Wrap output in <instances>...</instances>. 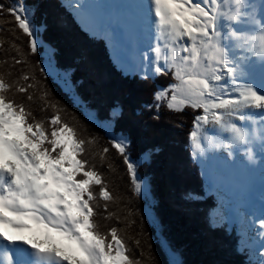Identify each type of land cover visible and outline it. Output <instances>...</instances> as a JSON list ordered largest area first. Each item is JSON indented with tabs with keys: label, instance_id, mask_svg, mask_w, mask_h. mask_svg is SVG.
<instances>
[{
	"label": "snow or ice",
	"instance_id": "1",
	"mask_svg": "<svg viewBox=\"0 0 264 264\" xmlns=\"http://www.w3.org/2000/svg\"><path fill=\"white\" fill-rule=\"evenodd\" d=\"M51 7L56 11L50 22L44 19L38 26L39 2L0 3V24L12 25L0 60V264H151V254L143 249V262L126 254L131 251L127 241L140 249L143 220L135 236L123 234L137 223L135 199H148L139 165L163 155L155 145L136 160L130 147L155 125L135 120L126 132L110 131L123 118L116 102L98 121L110 137L105 145L98 136L81 135L77 125L61 118L64 109L40 82L47 70L30 59L42 44L38 33L73 20L86 37L102 34L119 46L115 63L123 78L169 76L134 115L159 121L162 109L193 110L187 141L201 175L214 186L225 174L252 176L258 170L264 178V0H146L135 6L145 10L139 39L128 38L127 25L103 17V5L55 0ZM4 43L0 40V48ZM50 51L54 57L56 49ZM33 105L42 114L50 109L51 115L37 117ZM110 148L124 166L127 195H111L109 180L99 170L117 171ZM182 198L194 203L202 194L186 191ZM121 200L126 201L124 216L109 211V202ZM255 212L238 215L246 220L247 239L259 237L255 264H264V197L259 216ZM145 216L155 223L148 205ZM113 219L116 223H108ZM230 220L229 213L213 211L206 224L212 230ZM166 264L183 262L173 253Z\"/></svg>",
	"mask_w": 264,
	"mask_h": 264
},
{
	"label": "trees",
	"instance_id": "2",
	"mask_svg": "<svg viewBox=\"0 0 264 264\" xmlns=\"http://www.w3.org/2000/svg\"><path fill=\"white\" fill-rule=\"evenodd\" d=\"M11 2L0 0L4 5ZM34 2L41 5L35 18L37 25L44 19L50 22L56 11L51 7L55 0H28V3ZM3 19L12 18L5 16ZM11 27V23L0 24V40L5 41L0 48V60L4 59L3 49L8 47L7 41L11 40V33L7 31ZM38 38L42 40L41 47L38 54H30V59L47 70L40 82L64 109L60 112L61 118L77 125L81 135L98 136L100 145H105L110 137L105 135L98 121L103 117L105 107L116 102L123 107V118L110 127V131L119 134L123 129L126 132L135 120L155 125L149 128L147 135L138 136L130 147V154L136 160L155 145L161 148L163 155L156 153L152 161H145L138 167V174L148 190V199H135L133 211L137 223L123 235L135 236L139 233L142 220L144 235L139 237L140 249L127 241L131 251L126 254L143 262L144 258L140 257V250L143 249L146 255L151 254V264H166L173 253L183 264H247L249 260L255 264L250 248L241 247L244 245L241 244L242 234L236 230L230 231L228 223L212 230L206 224L209 213L216 212L218 199L206 195L202 169L193 160L187 141L193 110L173 113L162 109L159 121H152L147 115H134L141 103L151 101L155 85L166 86L170 77L159 76L155 81L123 78L106 41L86 37L78 22L73 20L58 27H49L47 31L38 33ZM52 48L56 49L54 57L50 51ZM78 55L84 57L83 62L76 60ZM15 67L19 69L21 66ZM33 111L37 117L51 115L50 109L40 113L37 105H33ZM93 117L96 119L93 120ZM177 123L182 126L177 127ZM108 155L118 167L114 173H109L106 166L99 169L109 180L107 190L113 196L127 195L128 178L124 166L111 148ZM186 191L201 193L202 198L194 203H186L182 198V193ZM99 202L101 205L104 203L103 200ZM125 204L124 200L109 202V211L124 216ZM146 205L150 206V212L155 217V223L151 225L145 216ZM100 223L104 221L100 220ZM108 223L114 224L116 221L113 219Z\"/></svg>",
	"mask_w": 264,
	"mask_h": 264
},
{
	"label": "bare ground",
	"instance_id": "3",
	"mask_svg": "<svg viewBox=\"0 0 264 264\" xmlns=\"http://www.w3.org/2000/svg\"><path fill=\"white\" fill-rule=\"evenodd\" d=\"M125 1L133 4L132 1L136 0ZM88 2L101 5L98 0H88ZM107 10L108 8L106 6L101 9V15L106 14ZM129 16L130 23L127 25V28L131 33L134 29L141 27L142 18L135 16L133 13H130ZM217 179L224 183L225 190L229 192V197L226 199L234 210H237V207L244 206L246 202H249L250 205L259 206L261 210L262 197H264V178L261 177L258 170L252 176L242 174H225Z\"/></svg>",
	"mask_w": 264,
	"mask_h": 264
},
{
	"label": "rangeland",
	"instance_id": "4",
	"mask_svg": "<svg viewBox=\"0 0 264 264\" xmlns=\"http://www.w3.org/2000/svg\"><path fill=\"white\" fill-rule=\"evenodd\" d=\"M2 1H6V0H2ZM101 1H103L104 4L109 5V7L111 9H115L116 12H119L123 8V5H122L121 1H108V0H101ZM141 5H142V3H141ZM127 9H133V8L131 6H128L125 10H127ZM140 9H142V8H140ZM107 12H109V11L107 10ZM133 12H135V11H133ZM141 12H143V11H141ZM135 14H136V12H135ZM142 15H144V13H142ZM106 18H111L112 19V17H106ZM136 33L141 34V31H137ZM127 36H128L129 39H132V38L138 39L137 38L138 36H136L134 34V31L132 32V34H128L127 33ZM116 46H118V45H113V44H110V43L108 44L109 51H110L111 56H112V58L114 60H116L117 56L120 55L119 53L117 54V51L114 49ZM206 170L208 171L207 168H206ZM201 178L203 180L204 176H202ZM206 188H207L208 191H212L214 194L218 195V198L220 199V202H219V204L217 206L218 213L219 214L229 213L231 215V220H230V223H229L230 224L229 230L231 231L232 226L236 225V223H237V227L238 228H235L234 230H236L237 233L244 234V239L242 240L241 244H244L246 246L251 245L253 247V249H254L253 250L254 252H252L253 255L255 256L254 259L257 260L259 258V251H258L259 237L258 236L256 237V241L255 242L249 241L247 239V228L245 226L246 225V220H245L243 215H238V213H243V212H246V211H256L255 215L258 216L260 207L257 206V205H250L249 202H246L244 204V206L237 207V210H234L230 206L231 204L226 199V198L229 197V194H228L229 192L227 190H225L224 183L222 181L218 180V179H216L214 186H209V184L207 183ZM263 194H264V189H263ZM246 246H244V247H246Z\"/></svg>",
	"mask_w": 264,
	"mask_h": 264
},
{
	"label": "water",
	"instance_id": "5",
	"mask_svg": "<svg viewBox=\"0 0 264 264\" xmlns=\"http://www.w3.org/2000/svg\"><path fill=\"white\" fill-rule=\"evenodd\" d=\"M151 217L154 219V216L151 214Z\"/></svg>",
	"mask_w": 264,
	"mask_h": 264
}]
</instances>
